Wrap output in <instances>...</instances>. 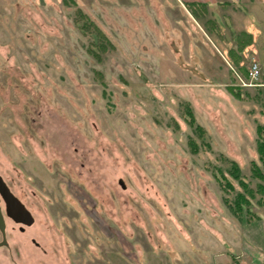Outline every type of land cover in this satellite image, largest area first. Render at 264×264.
Wrapping results in <instances>:
<instances>
[{
    "label": "rangeland",
    "instance_id": "rangeland-1",
    "mask_svg": "<svg viewBox=\"0 0 264 264\" xmlns=\"http://www.w3.org/2000/svg\"><path fill=\"white\" fill-rule=\"evenodd\" d=\"M262 143L264 0H0V264H238Z\"/></svg>",
    "mask_w": 264,
    "mask_h": 264
},
{
    "label": "crops",
    "instance_id": "crops-1",
    "mask_svg": "<svg viewBox=\"0 0 264 264\" xmlns=\"http://www.w3.org/2000/svg\"><path fill=\"white\" fill-rule=\"evenodd\" d=\"M225 15L231 20V16L228 13L225 12ZM219 32H221L220 29H219ZM247 35H249L250 37H249V45H247L246 47L250 46V42L254 41L255 39L253 36V33H251L250 31L247 32ZM220 36L222 37V41L223 40L226 41V38L223 34H220ZM224 44L226 47L230 46V45L228 46L226 42ZM228 50H230L229 54L231 51H233L232 44ZM247 226H250L251 229L255 228V229H261L262 231H264V220H262V222L260 223L252 222L248 224ZM248 239L249 240L245 242L246 245L241 244L240 246L241 248L239 251L237 250V248L235 249L236 250V255H234L235 260L237 262L238 260H242L240 263L238 262V264H264V234H262V236H257V238H255L253 235H250V238ZM231 256L233 255L228 256L224 254V255L218 256L217 258H215V262H213V264H232L233 261H232ZM188 264H206V263H204L202 259H200V256H199L198 259L194 261L188 260Z\"/></svg>",
    "mask_w": 264,
    "mask_h": 264
},
{
    "label": "water",
    "instance_id": "water-1",
    "mask_svg": "<svg viewBox=\"0 0 264 264\" xmlns=\"http://www.w3.org/2000/svg\"><path fill=\"white\" fill-rule=\"evenodd\" d=\"M121 188H124L121 181H119ZM0 199L4 204V214L6 217L11 219L16 224L22 226H31L33 224V218L24 207V205L10 192L5 183L0 179ZM0 235H1V246H6L5 238V221L0 206Z\"/></svg>",
    "mask_w": 264,
    "mask_h": 264
},
{
    "label": "trees",
    "instance_id": "trees-1",
    "mask_svg": "<svg viewBox=\"0 0 264 264\" xmlns=\"http://www.w3.org/2000/svg\"><path fill=\"white\" fill-rule=\"evenodd\" d=\"M188 5H190V4H188ZM191 5H193V6H194V5H196V4H191ZM242 36H245V37H247V38H249V37H250L249 35H247V34H244V33H243V35H240V37H242ZM238 38H239V37L237 36V38H236V39H238ZM248 40H249V39H247V41H245V42H248ZM238 42H239V40L237 41V43H238ZM248 43H249V42H248ZM248 43H247V44H244V45H242V47H241V49H240V50H242L243 48H245V47L248 45ZM232 53H233V51H231V52H230V55H231ZM237 64H238V63H237ZM237 64H236V65H237ZM248 74H249V72H245V75H248ZM261 145L263 146V145H264V143H262ZM258 149H259V152L261 151V155H262V154H264V148H262V147H260V146H259V148H258ZM235 176H237V174H235ZM238 195H240V194H238ZM238 198H243V197H241V196H238ZM243 199H245V198H243ZM227 207H228L229 211H231V212H234V211H238V210H239V211H242L243 205L240 203V204H239V209H238V210H234V209H233V207H232L230 204H229V205H227Z\"/></svg>",
    "mask_w": 264,
    "mask_h": 264
},
{
    "label": "built area",
    "instance_id": "built-area-1",
    "mask_svg": "<svg viewBox=\"0 0 264 264\" xmlns=\"http://www.w3.org/2000/svg\"><path fill=\"white\" fill-rule=\"evenodd\" d=\"M258 70H257V65L256 64H253L252 65V67L250 68V70H249V77L251 78V79H254V78H256L257 76H258Z\"/></svg>",
    "mask_w": 264,
    "mask_h": 264
},
{
    "label": "flooded vegetation",
    "instance_id": "flooded-vegetation-1",
    "mask_svg": "<svg viewBox=\"0 0 264 264\" xmlns=\"http://www.w3.org/2000/svg\"><path fill=\"white\" fill-rule=\"evenodd\" d=\"M2 205V208H3V210H4V204H3V202H2V200L0 199V206ZM15 223V222H14ZM19 225V230L20 231H23V226L21 225V224H18ZM21 225V226H20Z\"/></svg>",
    "mask_w": 264,
    "mask_h": 264
}]
</instances>
